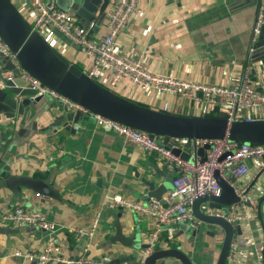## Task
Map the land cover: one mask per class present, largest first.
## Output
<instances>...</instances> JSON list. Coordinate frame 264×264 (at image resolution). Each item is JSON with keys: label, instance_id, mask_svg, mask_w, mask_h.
<instances>
[{"label": "crops", "instance_id": "crops-1", "mask_svg": "<svg viewBox=\"0 0 264 264\" xmlns=\"http://www.w3.org/2000/svg\"><path fill=\"white\" fill-rule=\"evenodd\" d=\"M10 1L31 23L29 0ZM112 1L105 0L97 13L93 36L105 31V17L100 19V14ZM259 1L150 0L143 4V14L128 17L113 47L119 53L140 59L152 73L187 81L223 85L233 74L247 68L254 88L264 92V59L250 60L252 27L258 11L264 14V0ZM75 20L79 22L76 17ZM50 32L52 37L45 40L69 61L71 58L70 62L82 71L84 56L58 31ZM106 80L105 73L99 76L98 82L147 108L183 116L215 112L209 106L144 89L125 80L108 87ZM62 110L57 101L44 96L36 103L35 110H29L23 124L19 117L8 119L0 115V168L8 164L12 173L47 177L49 184L58 191V197H50L22 189L21 200L15 201L8 189L0 187V217L18 205L39 210L55 224V237L65 257L107 255L109 264H136V254L140 255L145 247L151 220L124 209L119 223L123 235L131 239V245L107 242L114 233L110 211L115 206L111 205L109 197L120 195L144 204L149 197L142 179L153 177L156 185L168 183L161 195L164 201L171 188V171L156 162L154 153H147L122 135L98 126L92 117L81 116L75 123L68 124L67 129L61 125L48 129ZM247 115L254 119L264 118V108ZM246 164L249 176L256 183L257 204L246 209L247 216L239 220L240 232H234L232 241L245 252L238 264H258L256 251L260 250L264 256V159ZM202 203L199 210L204 212L207 206L202 208ZM96 213H99L97 228L85 247L86 240L76 241L69 227L88 228ZM10 226L17 232L0 235V264H31L14 256L13 252L40 250L48 232L31 226ZM172 229L169 241L165 240V231L160 233L163 241L155 250L175 248L192 264L216 263L224 237L219 225L202 221L192 228L176 222ZM164 262L180 264L174 258H166Z\"/></svg>", "mask_w": 264, "mask_h": 264}, {"label": "built area", "instance_id": "built-area-1", "mask_svg": "<svg viewBox=\"0 0 264 264\" xmlns=\"http://www.w3.org/2000/svg\"><path fill=\"white\" fill-rule=\"evenodd\" d=\"M149 1L113 0L110 6L103 11L105 31L93 36L97 25V15L83 26L76 22L74 15L68 10L59 8L54 0H29L32 14L30 25L31 29L44 39L52 37L51 30L62 34L84 56L85 65L82 72L97 83H99V76L106 73L108 87L125 80L144 89L173 94L214 108L217 112H224L229 123L239 119H254L247 114L264 108V92L254 88L249 69L246 68L240 73L233 74L227 84H207L152 73L146 69L140 59H134L114 49L113 43L128 17L132 14H143L145 12L143 4ZM262 24H264V14L259 10L251 31V45L256 41ZM0 55L6 57L13 68L19 69L22 79L35 90L34 96H48L57 101L63 110L79 112L81 116L94 118L98 126L122 135L147 153H154L156 162L163 164L171 171V188L165 195L163 203L153 197H149L144 204L128 200L120 195L109 197L111 205L130 209L139 216H146L151 220L152 227L145 237L146 246L139 255L140 261H143L162 243L160 236L162 231L166 233L165 240H171L172 224L187 222L192 228H196L202 223V220L194 214L192 204L198 197L220 194L217 174L232 188L238 197V202L221 208L207 206L204 214L223 218L232 226H236L241 218L247 216L246 209L256 206V183L254 178L249 176L246 162H257L264 159V145L238 143L227 136L216 139L172 137L169 140L171 148H166L157 141L156 137L152 139L148 132L95 114L43 85L21 69L15 53L4 44L1 38ZM6 76L10 78L11 73L6 72ZM205 145L209 147L204 148V159H202L197 151ZM185 148L188 149L187 158H182L180 154L172 152L173 149L185 151ZM98 217L99 213H96L88 228L69 227V232L76 241L86 240L85 247L95 233ZM0 221L2 225L31 226L48 232V237L40 250H15L13 252L14 256L29 262L34 261L36 264H109L110 257L107 255L90 257L82 254L77 257H65L64 250L55 237V224L39 210L18 205L1 215ZM244 255L243 249L238 248L231 240L224 264H238ZM256 256L258 264H264V256L260 250L256 251Z\"/></svg>", "mask_w": 264, "mask_h": 264}, {"label": "water", "instance_id": "water-1", "mask_svg": "<svg viewBox=\"0 0 264 264\" xmlns=\"http://www.w3.org/2000/svg\"><path fill=\"white\" fill-rule=\"evenodd\" d=\"M105 0H55L56 5L68 10L85 26L102 8ZM261 3V0L259 1ZM103 14H100V19ZM0 38L4 44L15 53L23 71L36 78L40 83L56 92L77 102L87 110L118 121L122 124L144 130L153 139L156 137L161 145L171 148L169 142L172 137L216 139L227 136L238 143L264 145V118L239 119L228 122L225 113L219 111L216 116H183L154 110L138 105L124 97L117 95L108 88L87 77L75 64L59 53L39 33L31 29L30 23L23 17L10 0H0ZM264 59V24L256 41L251 45L250 60L252 62ZM10 72V78L6 76ZM35 90L22 79L19 69L13 68L6 57L0 55V115L8 119L20 118L23 124L29 110H35V105L41 96H34ZM34 96V97H33ZM81 117L79 112L62 110L48 125V129L61 125L75 123ZM1 120V119H0ZM1 125V123H0ZM72 131V129H69ZM197 153L203 157L204 148ZM173 153L187 158L185 151L173 149ZM153 179V180H152ZM142 179L147 187V197H153L163 203L162 193L168 183L160 182L156 185L154 178ZM220 187L218 196L205 195L198 197L192 204L197 218L204 222L219 225L224 231L223 241L215 264H224L226 254L234 232H240L239 225L235 229L226 220L212 217L199 210L202 202H207L209 208H221L238 202V197L232 188L216 175ZM0 187L8 189L12 199L20 201L21 190H30L36 194L58 197V191L50 184L48 178H35L32 175L12 173L8 164L0 168ZM124 208L117 206L112 209L114 233L107 242H118L131 245V239L126 238L119 223ZM16 228L10 225H0V235L15 233ZM146 246V245H144ZM136 264H165L164 259L174 258L180 264H192L190 259L175 248L157 249L146 256L143 261L136 254ZM31 264H36L34 261Z\"/></svg>", "mask_w": 264, "mask_h": 264}, {"label": "rangeland", "instance_id": "rangeland-1", "mask_svg": "<svg viewBox=\"0 0 264 264\" xmlns=\"http://www.w3.org/2000/svg\"><path fill=\"white\" fill-rule=\"evenodd\" d=\"M30 20V19H29ZM56 48V47H55ZM58 51H59V49L58 48H56ZM64 57H66L64 54H62ZM70 61H72L71 60V58H70ZM46 97H48V96H46ZM198 114L200 115V112H198ZM207 206V204L206 203H202V208H205ZM184 224H187V225H189L187 222H183Z\"/></svg>", "mask_w": 264, "mask_h": 264}, {"label": "trees", "instance_id": "trees-1", "mask_svg": "<svg viewBox=\"0 0 264 264\" xmlns=\"http://www.w3.org/2000/svg\"><path fill=\"white\" fill-rule=\"evenodd\" d=\"M77 65V64H76ZM217 111L215 110V112H211V113H205L203 116H216L217 115Z\"/></svg>", "mask_w": 264, "mask_h": 264}]
</instances>
